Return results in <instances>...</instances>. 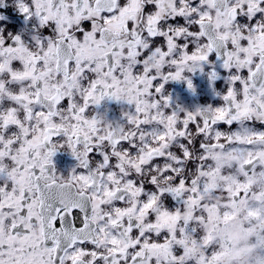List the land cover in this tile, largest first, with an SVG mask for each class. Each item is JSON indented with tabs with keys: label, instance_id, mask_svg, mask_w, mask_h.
<instances>
[{
	"label": "flooded vegetation",
	"instance_id": "1",
	"mask_svg": "<svg viewBox=\"0 0 264 264\" xmlns=\"http://www.w3.org/2000/svg\"><path fill=\"white\" fill-rule=\"evenodd\" d=\"M0 264H264V0H0Z\"/></svg>",
	"mask_w": 264,
	"mask_h": 264
}]
</instances>
